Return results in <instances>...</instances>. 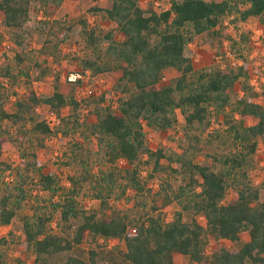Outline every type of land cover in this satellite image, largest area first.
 Wrapping results in <instances>:
<instances>
[{
  "label": "trees",
  "instance_id": "obj_1",
  "mask_svg": "<svg viewBox=\"0 0 264 264\" xmlns=\"http://www.w3.org/2000/svg\"><path fill=\"white\" fill-rule=\"evenodd\" d=\"M31 7L32 0H0L2 23L9 28L23 26ZM88 9L99 10L113 21L120 38H114L112 29L89 25L79 17L80 34L88 49L78 57L81 70L95 74L115 67L119 81L128 90L118 99L115 110H96V118L86 125L108 165L94 176L86 165L88 153L74 143L71 158L79 169L69 175L68 185L59 186L52 171H38L34 144L42 145L52 129L37 117L36 105L45 103L58 109L69 103L76 107L78 100L56 86L48 94L28 89L23 95L14 93L12 109L6 110L3 103L8 88L3 83L14 80L17 73L12 64L2 61L0 120L5 123L0 126V173L13 172L9 181L0 182V224L8 223L21 207L30 190L29 171L35 168L39 186L50 192V198L57 192L58 197L22 215V238L33 250V264H174L173 251L185 254L187 264H264V197L248 176L256 137L261 135L264 143V106L243 96L231 100L228 91L238 78L249 76L250 67L245 59L235 65L194 67L185 52L193 34L208 29L221 32L218 27L227 13L234 12L236 27L248 16H264V0H171L161 10L150 4L143 8L139 0H108L106 6ZM244 34L239 31L238 39ZM47 48L48 39L40 51ZM13 57L17 62L23 58L21 53ZM36 66L39 76L46 73V66ZM167 66L177 74L172 82H160L162 69ZM226 105L236 114L226 127L235 149L221 154L203 151L201 134L212 135L208 131L210 113L224 110ZM176 109L183 116L179 150L149 147L141 121L166 131L176 121ZM247 116L256 119L245 123ZM62 132L65 134V129ZM8 143L18 148L22 158L14 167L2 157ZM196 154L207 161H195ZM119 156L125 161L121 166L114 163ZM161 158L179 163L181 180L175 186L160 181L153 190L147 179L164 168ZM143 165L150 171L141 175ZM85 184L98 200L96 207L84 206L78 199ZM127 188L132 192V205L112 206L110 196L125 197ZM228 188L231 195L223 201ZM169 201L178 208L165 219L161 206ZM55 210L57 230H52L48 224ZM197 214L204 217V223ZM242 230L247 231V238L239 246L216 244L206 250L209 238L235 240ZM109 239L116 242L108 245ZM84 241L89 246L81 252L79 245ZM4 242L5 237L0 236V244Z\"/></svg>",
  "mask_w": 264,
  "mask_h": 264
},
{
  "label": "rangeland",
  "instance_id": "obj_2",
  "mask_svg": "<svg viewBox=\"0 0 264 264\" xmlns=\"http://www.w3.org/2000/svg\"><path fill=\"white\" fill-rule=\"evenodd\" d=\"M171 0H139L144 8L151 5L156 10H161L169 5ZM102 7L108 5V0H32V7L29 17L21 27L9 28L2 23L0 14V63L2 61L13 65L17 73L14 80H5L7 98L3 103L6 110L12 109L14 93L23 95L32 89L38 94H48L56 86V89L63 91L66 96H72L78 100L76 107L67 103L58 109H53L45 103H39L35 107L39 119H44L48 113H54L57 123L53 125L52 131L44 136L43 144H34L36 153V165L41 172L52 171L56 175V183L59 186L69 184V175L75 173L78 163L71 158L74 143H79L87 152L86 162L91 173L96 176L99 170L105 169L108 160L99 148L96 138L91 135L87 128V122L96 118V110L102 108L116 109V103L120 97L128 94L127 88L118 79V72L113 67L109 70L92 74L88 69L81 70L78 57L88 53L81 34L79 17L84 18L89 25H97L103 30L112 29L114 38L119 39L120 34L116 24L105 18L99 10H89V6ZM232 13L223 16L220 31L204 30L193 34L187 43L185 52L192 60L194 67H222L224 65H235L240 59H245L250 67L249 76L238 78L233 86L229 88L231 100L239 96L253 99L264 106V16H248L239 23L238 30L234 25ZM239 31H244V38L238 39ZM48 39V50L40 51L41 44ZM14 53H21L23 58L17 62L13 57ZM36 63L46 66L45 74L39 76ZM78 72L79 76L68 78L69 73ZM176 70L167 66L162 69L160 82H172ZM79 82H76V78ZM129 89L131 84H126ZM102 94V98H99ZM236 114L230 113L229 105L224 110L211 111L208 131L212 134L202 133L200 136V147L203 151L221 154L235 149L231 142L226 127L230 121H234ZM256 118L247 116L245 123H251ZM142 130L147 145L151 148L156 146L164 147L166 152L178 151V143L181 142V125L183 116L180 110L176 109V121L166 131H157L143 120ZM5 120H0V126ZM59 125V130L54 131ZM65 129V134L62 132ZM218 133L217 135H213ZM256 149L251 155V166L248 169V176L252 183L259 187L260 197H264V143L261 135L256 137ZM2 157L11 162V167L19 164L22 159L19 150L13 144H6L3 148ZM194 160L205 162L202 154H196ZM124 158L117 157L114 160L116 165L121 166ZM163 169L157 170L152 177L147 179V185L153 190L163 180L176 185L181 180V167L176 161L168 162L165 158L160 159ZM169 167H175L172 171ZM150 171L148 165H143L141 175ZM13 170H5L0 173V182L9 181ZM30 190L27 197L22 201L21 207L6 224H0V236L5 237V242L0 244V259L2 264H33V250L24 244L22 238V215H29L35 211L34 206L43 207L48 202L58 197V192L52 198L49 191L39 186L37 169L29 171ZM144 179V176H142ZM89 184H85L78 199L84 206L98 204L97 198L93 197ZM125 197L111 195L109 202L118 208H127L132 205V192L129 188L125 190ZM231 195L228 188L223 201ZM178 208L174 201H169L161 206L164 218L171 217L172 211ZM57 217L55 210L49 227L57 230L54 220ZM197 219L204 223L201 214L196 215ZM247 238V231L242 230L235 240L226 238H209L206 250L212 246L221 244L226 247H236ZM114 239L107 241L108 245L115 243ZM118 245L123 247V242ZM89 242L84 241L79 245V250L84 252ZM174 264H187L185 254L177 251L172 252ZM197 264H207L197 263Z\"/></svg>",
  "mask_w": 264,
  "mask_h": 264
},
{
  "label": "built area",
  "instance_id": "obj_3",
  "mask_svg": "<svg viewBox=\"0 0 264 264\" xmlns=\"http://www.w3.org/2000/svg\"><path fill=\"white\" fill-rule=\"evenodd\" d=\"M76 76H79V73L74 71L72 73H69L68 78H74ZM43 120L48 124L51 129L53 128V125L57 123V118L55 117L54 113L46 114Z\"/></svg>",
  "mask_w": 264,
  "mask_h": 264
}]
</instances>
